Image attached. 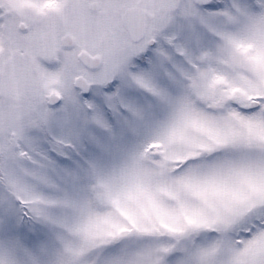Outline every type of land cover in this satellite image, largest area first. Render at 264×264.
<instances>
[{
	"label": "snow or ice",
	"instance_id": "1",
	"mask_svg": "<svg viewBox=\"0 0 264 264\" xmlns=\"http://www.w3.org/2000/svg\"><path fill=\"white\" fill-rule=\"evenodd\" d=\"M0 264H264V0H0Z\"/></svg>",
	"mask_w": 264,
	"mask_h": 264
}]
</instances>
